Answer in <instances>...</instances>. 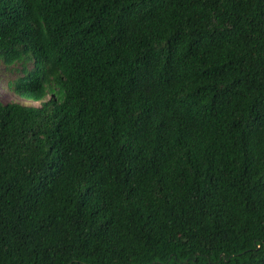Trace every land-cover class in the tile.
<instances>
[{"label": "trees", "instance_id": "obj_1", "mask_svg": "<svg viewBox=\"0 0 264 264\" xmlns=\"http://www.w3.org/2000/svg\"><path fill=\"white\" fill-rule=\"evenodd\" d=\"M0 264H264V0H0Z\"/></svg>", "mask_w": 264, "mask_h": 264}, {"label": "rangeland", "instance_id": "obj_2", "mask_svg": "<svg viewBox=\"0 0 264 264\" xmlns=\"http://www.w3.org/2000/svg\"><path fill=\"white\" fill-rule=\"evenodd\" d=\"M15 75H16L15 69L13 70L6 69L4 65L0 63V101L1 102L15 101L24 105H34V106L39 105V102L37 101L26 100L23 98L12 96L6 91L5 85L7 80L14 78Z\"/></svg>", "mask_w": 264, "mask_h": 264}]
</instances>
